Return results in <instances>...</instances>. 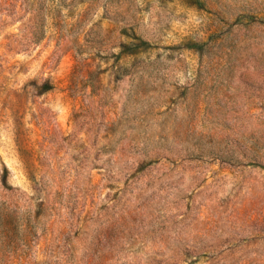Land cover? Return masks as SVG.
Listing matches in <instances>:
<instances>
[{"label":"rangeland","instance_id":"rangeland-1","mask_svg":"<svg viewBox=\"0 0 264 264\" xmlns=\"http://www.w3.org/2000/svg\"><path fill=\"white\" fill-rule=\"evenodd\" d=\"M0 264H264V0H0Z\"/></svg>","mask_w":264,"mask_h":264}]
</instances>
